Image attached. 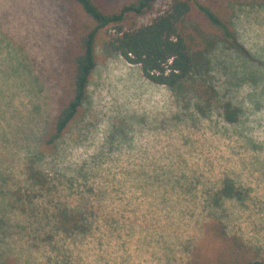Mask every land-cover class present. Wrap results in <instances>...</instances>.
Here are the masks:
<instances>
[{
  "label": "rangeland",
  "instance_id": "1",
  "mask_svg": "<svg viewBox=\"0 0 264 264\" xmlns=\"http://www.w3.org/2000/svg\"><path fill=\"white\" fill-rule=\"evenodd\" d=\"M166 7L158 0L138 23ZM69 10L61 0H0V264L203 262L225 250L217 222L264 259V6L235 10L243 54L218 48L201 66L199 78L218 92L206 114L188 93L145 79L99 35L82 111L40 154ZM59 207L82 212V229L58 230Z\"/></svg>",
  "mask_w": 264,
  "mask_h": 264
},
{
  "label": "trees",
  "instance_id": "2",
  "mask_svg": "<svg viewBox=\"0 0 264 264\" xmlns=\"http://www.w3.org/2000/svg\"><path fill=\"white\" fill-rule=\"evenodd\" d=\"M70 6V37L64 46V66L55 106L44 99L47 119L37 135L40 154L53 152L82 111L95 68V43L104 34L105 47L139 66L142 76L174 92L188 93L200 114L216 107V87L199 78L201 66L225 47L244 53L234 27L237 7L264 6V0H166L167 7L151 20L138 23L158 0H61ZM223 117L233 123L238 114L230 102L221 106ZM26 137L28 131H24ZM27 181H41L29 167ZM56 228L64 233L82 229L83 213L59 207L53 213ZM225 250L214 259L190 264H264L250 254L244 240L227 233L221 222L212 225Z\"/></svg>",
  "mask_w": 264,
  "mask_h": 264
}]
</instances>
